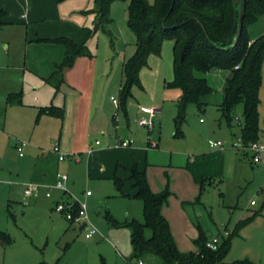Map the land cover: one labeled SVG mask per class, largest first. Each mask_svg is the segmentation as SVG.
<instances>
[{
    "label": "rangeland",
    "instance_id": "374dc122",
    "mask_svg": "<svg viewBox=\"0 0 264 264\" xmlns=\"http://www.w3.org/2000/svg\"><path fill=\"white\" fill-rule=\"evenodd\" d=\"M33 2L35 0H27L28 6H32ZM56 5L55 13H59V22H71L82 29L95 28L100 9L95 0H61ZM127 7L128 3L124 1L115 0L111 3V22L105 27L107 32L100 30L89 41L92 53L100 38L113 50L119 46L131 52L135 48L136 36L128 26ZM48 12L51 15V10ZM250 29L254 38L264 34V16ZM24 30L16 22L1 29L0 39L10 40L12 43L10 53L16 51L17 55L22 54L23 33L26 35ZM32 43L40 45L48 41L37 40ZM173 60L172 40L163 41L159 55H149L147 65L141 71L148 70L150 77L143 79L140 71V81L144 80V83L141 81V90L146 95L144 98L148 105L161 110L155 117L153 128L141 127L138 122H132L129 134L135 145L138 144L143 149L140 169L145 172L151 191L160 193L168 189L170 192L162 214L170 224L178 249L181 252H195L197 246L194 241L201 232L209 239L222 236L227 239L235 233L238 224L261 209L264 153L261 154L260 162L255 163L251 152L230 148V144L240 136L239 123L243 122V106L239 104L235 108L231 127L220 107L226 77L229 75L226 70L217 69L206 75L198 74L208 80L213 92L206 98L207 105L203 110L190 104L183 120L176 122L180 92L179 89L166 87V82L173 79ZM153 75L154 81L151 78ZM34 87L26 82L21 99L24 94L27 100L36 95ZM135 94L141 95L137 89ZM118 96L119 92L114 95L117 100ZM150 97L154 100L153 103L148 100ZM259 98L260 141L264 145V63ZM111 104V108L118 111L119 118L126 120L116 110L112 100ZM32 118L33 115L30 119ZM129 120H135V116H131ZM12 121L10 125L14 129L22 127L23 122ZM26 121L25 135L34 131L40 120ZM41 122L40 126L45 124L46 127L38 129L36 138L41 148L47 152L46 159L49 158V163L53 165L58 162L53 147L61 130L60 121ZM178 131L183 134L182 137L176 136ZM126 134L125 130L119 131L120 137ZM18 137L29 139L28 136ZM218 140L226 144L224 149L210 147V141ZM8 142L9 137L0 141V166L3 163L4 168L0 170V232L7 236V239L0 241V264H39L43 261L49 264H126V260L132 263L137 260L133 258L135 250L131 242V230L125 223L132 219L144 222V215L142 202L129 194L133 188L130 181L123 179L122 190L118 191L112 179L90 178L84 171L83 163L71 165V168L70 160L62 163L61 172L70 173L71 169L78 180L74 188L77 193L81 195L85 190L93 192L86 202L90 222L97 234L87 239L84 232H77V227L70 228L62 216L48 207V200L43 194L31 199L25 195L20 180L31 169L22 168L17 149L10 145L8 147ZM150 142L158 144L157 147L148 146ZM217 151L222 155V175L213 181L208 179L200 187L187 170V164L199 155ZM42 153L44 152L39 151V156ZM18 174L21 175L20 178ZM252 200H255L256 205H251ZM226 232L229 234L226 235ZM150 234L147 229L146 236L149 237ZM244 259H249L254 264H264V210L233 235L231 249L219 264ZM143 260L144 264H161L160 258L155 255H147Z\"/></svg>",
    "mask_w": 264,
    "mask_h": 264
},
{
    "label": "trees",
    "instance_id": "16d2710c",
    "mask_svg": "<svg viewBox=\"0 0 264 264\" xmlns=\"http://www.w3.org/2000/svg\"><path fill=\"white\" fill-rule=\"evenodd\" d=\"M115 0H95L99 12L94 29L83 28L82 36L74 41L66 37L47 39L51 43L63 44L66 53L63 62L58 65L46 82L59 92L66 81V73L79 57H92L89 41L100 30L106 31L110 24V5ZM128 3V26L136 36L135 52L125 60L122 82L118 98V109L126 116L129 99L133 97V88H142L139 73L147 65L149 55H159L164 40L174 43L173 79L166 87L181 91L178 100L181 122L190 104L203 110L206 98L213 88L204 76L221 69L229 72L223 89V101L220 105L224 118L232 127L235 108L242 104L243 122H240V138L245 146L260 142L259 91L262 83L264 63V34L254 38L250 27L256 25L264 16V0H246V11L240 37V6L235 0H120ZM9 14L0 10V29L6 24ZM113 38H110L112 42ZM237 67V68H236ZM20 94L8 96V103H19ZM62 107L49 106L39 109V114L63 118ZM176 136H183L178 131ZM187 170L194 181L203 187L210 179L220 177L223 172L221 152H212L195 157L187 164ZM127 181H132L136 190L134 198L143 205L144 222L132 219L125 224L131 230V242L135 250L133 258L144 259L147 255L160 258L161 264H219L227 257L233 235L250 223L264 210V189L261 209L248 220L237 225L229 238H220L216 250L207 247L210 240L203 232L194 241L197 251L181 252L172 234L170 224L162 214L170 192L168 189L154 193L151 191L147 176L139 170L137 164L128 169ZM118 191L122 190L124 180L114 178ZM76 214V212H75ZM151 232L146 236V230ZM229 234L226 232V235ZM7 239L0 232V241ZM39 264H49L45 261ZM228 264H254L249 259Z\"/></svg>",
    "mask_w": 264,
    "mask_h": 264
},
{
    "label": "crops",
    "instance_id": "0c3cea01",
    "mask_svg": "<svg viewBox=\"0 0 264 264\" xmlns=\"http://www.w3.org/2000/svg\"><path fill=\"white\" fill-rule=\"evenodd\" d=\"M60 1L35 0L32 6H28L27 0H0V10L9 14L5 17L6 24L2 28L16 22L26 30V35L23 33L21 45L24 47L20 55H17L16 51L13 54L10 53L12 44L10 40L0 39V141H5L6 137H9L7 146L10 145L17 149L22 168L31 169L29 174L25 173L22 177L18 174V178H22L20 182L24 186V193L29 185L38 184L34 185L39 188L38 192L28 197L31 199L43 194L52 211H55V206L60 202L70 203L76 199L86 202V199L93 195L91 191L92 194L86 196V192L90 190H85L81 195L75 191L78 180L72 174V170L70 169V173L61 172L62 163L67 160L72 163L70 168L83 163L84 171L89 177L99 180L112 179L114 181L117 177L127 181L130 175L128 169L137 164L141 170L143 149L138 144L135 145V142L128 148L120 146L119 142L132 140L129 134L132 122L136 123L141 117L147 116L148 113L145 110L153 107L145 101L146 95L142 93V88L134 87L133 97L128 101L127 115L125 116L116 106V110H119L126 120H121L118 111L111 108V100L116 99L114 95L120 92L123 64L134 54L135 48L131 52L119 46L113 50L101 38L92 57L83 56L75 60L73 67L67 71L66 81L59 92H56L46 82L55 68L63 62L66 48L58 43L48 42L36 45L32 42L58 37L77 41L83 33L78 25L58 21L59 13L58 15L55 13V8L56 2ZM49 10H51V15H48ZM88 47L90 48L89 43ZM149 73L148 70H142V78L150 77ZM154 76L151 77L153 81ZM26 82L32 87L35 86L36 95L29 100L26 99L25 94L21 99V92L25 89ZM135 89L141 93L140 96L135 94ZM179 92L181 95L180 90ZM11 94H20V102L8 103V96ZM148 100L151 103L154 101L151 97ZM49 106L62 107L63 118L48 114L38 116L40 108ZM156 109L158 111L156 115H158L161 109ZM31 115H33L32 119H30ZM131 116H135V120H129ZM12 120L23 122L22 127L18 129L11 127ZM26 120L37 122L40 120L35 125L34 131L27 135H25ZM44 120H53L52 123H58L59 120L61 125L58 141L53 147V151L56 145L59 147V153L54 151L58 156V162L53 165L49 163V158L46 159L47 152L41 148L36 138L38 129L46 127L45 124L40 126L41 121ZM120 130H125L126 136L120 137ZM18 136H28L29 139L23 140ZM21 141L26 142L22 156L18 150ZM26 148L27 153H25ZM39 151L44 152L42 156H39ZM60 155H64L66 159L60 160ZM2 164L0 170H4ZM58 174L68 176L67 192L55 187ZM49 191L51 197L46 196ZM135 193L136 190L133 187L129 194L134 195ZM58 215L67 221L70 228L77 227V232L85 234L84 227L80 229L82 224L70 222L63 215ZM131 263L126 260V264Z\"/></svg>",
    "mask_w": 264,
    "mask_h": 264
},
{
    "label": "built area",
    "instance_id": "2783aa9c",
    "mask_svg": "<svg viewBox=\"0 0 264 264\" xmlns=\"http://www.w3.org/2000/svg\"><path fill=\"white\" fill-rule=\"evenodd\" d=\"M112 101L118 107V100L113 99ZM145 111L146 113H148V115L145 117H141L138 120V123L141 127H148L149 129H151L153 128L155 124L154 120H155V116L158 113V111L154 107L147 109ZM201 121H203V119H201ZM263 136H264V131H263ZM132 143H133V140H121V142H119V145L124 148H128L131 146ZM96 144H98V142H96ZM209 144L211 148H215V149H224L226 147V144L220 140L210 141ZM150 145L152 147L157 146L155 142H150L149 146ZM25 146H26V142L21 141L19 143L18 150L21 156L23 155V148ZM230 148L241 151V152H251L253 154V161L255 163L260 162L261 154L264 153V145L261 143V141L245 146L242 143L240 136L236 138V140H234L232 144H230ZM54 151L59 153V147L57 145L55 146ZM59 159L65 160L66 157L64 155H60ZM68 179L69 178L66 174H58L55 187L63 192H67L66 184L68 182ZM38 190L39 188L37 186L29 185L27 189L25 190V194L27 196H31L32 194L37 193ZM91 194H92L91 191L86 192V196H90ZM46 196L51 197V192L50 191L47 192ZM251 205L253 206L256 205L255 200L251 201ZM55 211L58 214L63 215L70 222H73L76 224L86 223L84 230H85V236L87 238H92L93 236L96 235L97 230L90 222L89 215H88V205L85 201L76 199L74 202H70V203L60 202L55 206ZM219 243H220V238L214 237V238H211L207 242V247L212 250H216ZM131 264H144V260L138 259L134 263H131Z\"/></svg>",
    "mask_w": 264,
    "mask_h": 264
},
{
    "label": "water",
    "instance_id": "95a60500",
    "mask_svg": "<svg viewBox=\"0 0 264 264\" xmlns=\"http://www.w3.org/2000/svg\"><path fill=\"white\" fill-rule=\"evenodd\" d=\"M235 5L240 6L239 31H238V35H237V39H238L241 35V31L243 28V19L245 17V11H246V0H235ZM85 225H86V223H83L81 225L80 229L85 227Z\"/></svg>",
    "mask_w": 264,
    "mask_h": 264
}]
</instances>
